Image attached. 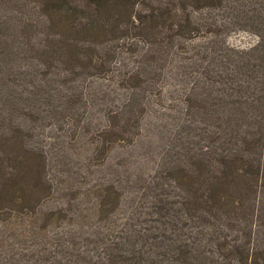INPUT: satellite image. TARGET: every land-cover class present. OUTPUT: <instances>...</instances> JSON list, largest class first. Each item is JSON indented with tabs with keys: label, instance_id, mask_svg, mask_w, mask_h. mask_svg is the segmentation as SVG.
I'll return each instance as SVG.
<instances>
[{
	"label": "trees",
	"instance_id": "16d2710c",
	"mask_svg": "<svg viewBox=\"0 0 264 264\" xmlns=\"http://www.w3.org/2000/svg\"><path fill=\"white\" fill-rule=\"evenodd\" d=\"M0 232V264H264V0H0Z\"/></svg>",
	"mask_w": 264,
	"mask_h": 264
},
{
	"label": "rangeland",
	"instance_id": "374dc122",
	"mask_svg": "<svg viewBox=\"0 0 264 264\" xmlns=\"http://www.w3.org/2000/svg\"><path fill=\"white\" fill-rule=\"evenodd\" d=\"M257 41L256 36H254L251 33H247V32H241V33H237V34H233L230 35L227 38V42L230 45L233 46H240V47H246V46H250L253 45L255 42ZM172 108L175 109V106H173ZM171 119V118H170ZM144 129H143V133L142 135H145L147 132L150 135L149 139L144 138V141L140 142L139 145H142V148H139V151H143L146 154L147 153H151L153 152V150H157L159 148H165V142L161 139V135H159V127H156V124L154 121H149V123H145L144 124ZM38 137L37 139H34V144L36 147H38V151L41 153V151H44L45 154L43 153V156H47V161L49 163V168H52V172H56L58 171L60 174L57 175V180L60 181L61 179V175L62 173H66L67 172V167L65 165V161L68 159V154L70 153V151H68L67 154V148H65L64 150H60L58 151L56 148V145H58V142L56 140H52V137H48L49 133H51L50 131H48V129L42 128L40 129V131L38 130ZM72 149H74V147H70ZM46 158V157H45ZM121 163L117 166H123L124 171H122L120 168H118L119 171H122L118 176H114L117 177L118 179H121V181H123L122 176H125L126 173H129L130 170H133V168L131 167V159L127 158L126 160L120 158ZM56 161V165L54 164V162ZM116 165V164H115ZM79 166L81 167V173H84L83 176H87L88 179H95L98 181V179L103 176L104 174H102L103 172H107V173H112L113 171H116L117 168L116 166L114 167H108L106 166L102 171H92L89 166L87 164H85L84 162H82V164L79 163ZM79 166H77V168H79ZM61 195L58 196L59 199V205L63 204V203H67L68 200H66L68 196H65V198H61ZM72 196V195H71ZM84 200V199H83ZM79 202H82L81 199L79 200ZM76 200L73 202L72 205H75ZM57 204V205H58ZM16 222L15 217H10V223L11 225H13V229L14 226L18 225ZM24 228V227H22ZM25 229H21L20 231H23ZM16 232V230H14ZM19 231H17L18 233ZM1 234V232H0ZM23 237L18 235L16 237V239H22ZM26 239H28V243H30V241H35L34 238H30V237H26Z\"/></svg>",
	"mask_w": 264,
	"mask_h": 264
}]
</instances>
